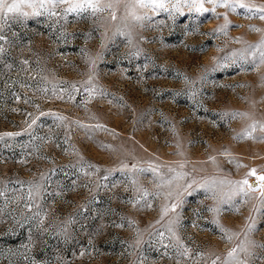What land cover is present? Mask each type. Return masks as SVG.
<instances>
[{"label":"rangeland","instance_id":"obj_1","mask_svg":"<svg viewBox=\"0 0 264 264\" xmlns=\"http://www.w3.org/2000/svg\"><path fill=\"white\" fill-rule=\"evenodd\" d=\"M262 17L3 0L0 264H264Z\"/></svg>","mask_w":264,"mask_h":264},{"label":"snow or ice","instance_id":"obj_2","mask_svg":"<svg viewBox=\"0 0 264 264\" xmlns=\"http://www.w3.org/2000/svg\"><path fill=\"white\" fill-rule=\"evenodd\" d=\"M0 4H3V0H0ZM29 6H31V5H29ZM225 6H228V5H225ZM17 7H18V5L13 4L11 7L8 8V11H12L13 9H15ZM233 7H235V6H233ZM240 7H244V5H240ZM262 18H264V17H262ZM252 174L254 175L255 172L253 171ZM258 179L260 181H264V176H260V177H258ZM244 183L247 184V181H244ZM250 187H253V186H250ZM253 190H256V188L253 187Z\"/></svg>","mask_w":264,"mask_h":264}]
</instances>
